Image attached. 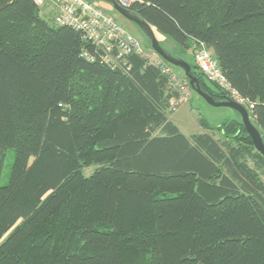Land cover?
Masks as SVG:
<instances>
[{
	"label": "trees",
	"instance_id": "trees-1",
	"mask_svg": "<svg viewBox=\"0 0 264 264\" xmlns=\"http://www.w3.org/2000/svg\"><path fill=\"white\" fill-rule=\"evenodd\" d=\"M130 10L191 51L192 75L222 101L195 63L205 46L264 139V0ZM101 51L35 0H0V180L15 152L0 264H264V156L241 117L201 119L207 132L187 138L161 68Z\"/></svg>",
	"mask_w": 264,
	"mask_h": 264
},
{
	"label": "built area",
	"instance_id": "built-area-1",
	"mask_svg": "<svg viewBox=\"0 0 264 264\" xmlns=\"http://www.w3.org/2000/svg\"><path fill=\"white\" fill-rule=\"evenodd\" d=\"M114 1L121 8L130 9L134 4L142 3L144 0ZM35 2L40 7L46 3L57 6L59 14L55 24L70 27L81 33L86 40L102 50L103 60L115 65L125 56L138 54L145 57L149 65L161 68L163 74L170 78L171 85L178 94L177 98L170 102L172 110H177L181 104L191 98L192 92L189 85L179 78L178 74L159 55L147 53L131 33L123 28L114 17L95 6L92 1L35 0ZM195 63L206 79L225 91L230 100L244 103L239 94L231 88L218 62L205 46L199 47L195 55Z\"/></svg>",
	"mask_w": 264,
	"mask_h": 264
},
{
	"label": "rangeland",
	"instance_id": "rangeland-1",
	"mask_svg": "<svg viewBox=\"0 0 264 264\" xmlns=\"http://www.w3.org/2000/svg\"><path fill=\"white\" fill-rule=\"evenodd\" d=\"M93 4L108 13L110 16L114 17L119 24L125 28L129 33H131L136 39L140 42L141 47L149 54H154L152 52V46L150 40L145 36L142 30L133 22H130L123 18L112 5L106 1H93ZM41 12L47 20L50 22L55 19V11L48 9L47 6L41 7ZM155 36L157 40L162 44V46L172 53L174 56L179 59H183L187 62H193L192 56L193 53L191 51H184L180 48L172 39L169 37L155 31ZM176 74H178L179 78H181L184 82H186L184 71L180 68H172ZM187 83V82H186ZM212 86V84H211ZM191 98L188 99L182 106H179L176 111H174L170 119L176 123L179 127L180 131L184 135H193L199 133L201 126L200 120L204 119L211 126H217L219 124L229 122L232 119H239V114L230 109V108H216L209 105L203 98L197 95L195 92H192ZM191 100V101H190ZM252 118V117H251ZM252 120H254L252 118ZM15 161V152L13 150L7 151L3 173L0 180V185L5 186L8 184L11 176L12 167ZM94 167L88 168L85 170V174L90 176Z\"/></svg>",
	"mask_w": 264,
	"mask_h": 264
},
{
	"label": "water",
	"instance_id": "water-1",
	"mask_svg": "<svg viewBox=\"0 0 264 264\" xmlns=\"http://www.w3.org/2000/svg\"><path fill=\"white\" fill-rule=\"evenodd\" d=\"M87 1H106L112 5V7L117 11L123 18L126 20L135 23L145 34V36L150 40L151 46L154 52H156L165 62L168 64L180 68L184 71L186 78L189 81V85L191 89L199 95L201 98H203L209 105L220 108H230L234 111H236L241 119L242 123L244 124L245 130L248 133V135L252 138V141L254 143V146L256 150L261 153L264 156V139L261 136V133L259 130L255 127V125L252 123L250 114L248 109L233 101L229 100L227 98L223 99L222 101H216L212 96L208 95L207 93L203 92L200 86V82L197 77H194L191 73L192 68L188 62L182 59H177L174 56H172L168 51H166L160 44V42L157 40L155 33L152 29V27L144 21L139 16L133 14L131 10H127L124 8H121L114 0H87Z\"/></svg>",
	"mask_w": 264,
	"mask_h": 264
},
{
	"label": "crops",
	"instance_id": "crops-1",
	"mask_svg": "<svg viewBox=\"0 0 264 264\" xmlns=\"http://www.w3.org/2000/svg\"><path fill=\"white\" fill-rule=\"evenodd\" d=\"M43 6H47V8L48 9H51L52 11H55V15L57 14V10H58V7L57 6H55L54 4H51V3H46V4H44ZM42 6V7H43ZM191 100H192V98H191ZM190 100V101H191ZM183 105V104H182ZM181 105V106H182ZM171 120V119H170ZM232 120H235V119H232ZM172 121V120H171ZM201 121V120H200ZM173 122V121H172ZM174 123V122H173ZM175 125H176V123H174ZM209 124V123H208ZM220 125V124H219ZM219 125H217V126H219ZM177 126V125H176ZM200 126H201V124H200ZM178 127V126H177ZM178 129H179V127H178ZM179 131H180V129H179ZM181 132V131H180ZM207 131L206 130H204L203 128H202V126H201V129H200V131H199V133H197V134H201V133H206ZM182 133V132H181ZM183 134V133H182ZM184 135V134H183ZM194 135V134H193ZM193 135H190V136H188V135H184V136H186L187 138H190L191 136H193Z\"/></svg>",
	"mask_w": 264,
	"mask_h": 264
},
{
	"label": "bare ground",
	"instance_id": "bare-ground-1",
	"mask_svg": "<svg viewBox=\"0 0 264 264\" xmlns=\"http://www.w3.org/2000/svg\"><path fill=\"white\" fill-rule=\"evenodd\" d=\"M127 10H130V9H127ZM59 14V10H57V14L55 15V19H54V22L56 23V17L58 16ZM157 54V53H156ZM158 55V54H157ZM243 106H244V103H243Z\"/></svg>",
	"mask_w": 264,
	"mask_h": 264
}]
</instances>
